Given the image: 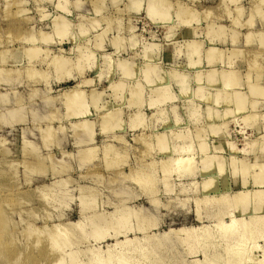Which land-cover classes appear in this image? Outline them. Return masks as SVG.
I'll return each mask as SVG.
<instances>
[{
	"label": "rangeland",
	"instance_id": "rangeland-1",
	"mask_svg": "<svg viewBox=\"0 0 264 264\" xmlns=\"http://www.w3.org/2000/svg\"><path fill=\"white\" fill-rule=\"evenodd\" d=\"M67 1L71 12L64 14L56 8L58 0H0V68L5 70L1 77L10 79L9 84L7 80L0 83V203L8 204L5 230L13 237L0 248V264H51V256L45 255L46 248L52 249L48 234L30 236L27 225L45 229L78 221L80 186L93 187L107 212L119 205L141 208L150 216L147 222L157 224L148 229L151 233L213 225L207 218L199 221L192 199L184 203V196L178 195L190 178L182 181L172 176L175 190L167 194L158 180L143 192L139 183L127 177L137 167L149 169L156 160L168 159L157 148L156 135L165 130L171 131L174 144L176 131L192 135L196 151L204 138L208 160L216 154L225 164V172L219 174L217 167L203 164L200 150L196 154L198 170L205 169L206 174H198L195 182L212 178V193L257 188L252 179L245 184L242 177L233 175L231 155L247 158L253 169L264 164V155L255 158L259 136L264 134V91H258L264 88V0ZM193 41L196 50L189 47ZM212 46L218 50L213 63L207 59ZM30 47L42 50L33 60L26 52ZM53 56H63L71 65L56 69L51 65ZM189 59L194 60L192 64ZM212 70L216 72L213 80L207 75ZM228 72L226 79L233 85L230 80L224 86L222 73L228 77ZM80 82H86L79 86L84 105L70 108L66 94ZM137 84L144 90L142 107L131 104V89ZM162 86L173 95L164 115L149 104L155 89ZM238 91L244 95V104ZM256 100L254 110L251 103ZM192 101L202 113L198 121L189 117ZM19 107L23 108L14 119L5 115ZM138 110L144 113L145 127L131 128L130 118ZM254 111L252 123L242 121ZM80 121L90 124V131ZM106 146L122 154L111 165L105 160ZM91 147L92 160L83 162ZM151 188L157 190V205H151ZM137 236L138 246L153 247L160 240L145 239L143 232ZM173 239L157 249V264L193 260ZM218 245L217 251L223 252V245Z\"/></svg>",
	"mask_w": 264,
	"mask_h": 264
},
{
	"label": "bare ground",
	"instance_id": "bare-ground-1",
	"mask_svg": "<svg viewBox=\"0 0 264 264\" xmlns=\"http://www.w3.org/2000/svg\"><path fill=\"white\" fill-rule=\"evenodd\" d=\"M156 4H159V1H157L155 5ZM56 8L60 9L64 14L71 12L67 0H58ZM61 16L62 19L65 20V17L63 15ZM46 38L47 37L45 36L43 39ZM100 42H98L97 45H100ZM194 46L197 48L196 42L193 41L190 43L189 47L192 49ZM194 50L196 49L194 48ZM40 51L42 50L38 47H30L26 50V52L32 57L31 60L37 57ZM197 53L199 54V52ZM197 53L195 55H197ZM217 54V48L214 46L209 48L207 50V59L209 62H215ZM192 57L194 56L190 55V58ZM31 60V65L28 67L30 76H32V72L34 70V66L32 64L33 61ZM12 61H15V59ZM51 61V65L56 69L65 70V68H68L71 65V61H68V59L63 56H53ZM190 61L193 63L194 60L189 59V62ZM191 62L190 64H192ZM12 70L13 69H11V71ZM4 71L5 70L3 68H0V83L7 82V84H9L10 79H3L1 77ZM175 73L173 74L177 76V72ZM223 73L226 74V72ZM223 73L222 80H224V86L225 84H231V79H226L230 78L228 75L231 74L228 72V77H225V74ZM207 75L209 79L213 80L216 78L215 70L210 71V73ZM198 76L201 75L198 73ZM198 76L196 75L195 80L198 82V84H201V78ZM145 77L146 82L148 81L150 84L151 78L148 72L146 73ZM163 79L167 81L168 77L163 76ZM184 83H187V81ZM81 84H86V82H80L77 87L72 88L66 94V101L69 102L68 105L70 108L78 105H84L83 103L85 102V98L83 96L82 90L79 88ZM183 85L185 86L186 84ZM231 85H233V81ZM160 87H158V89H155L154 87L156 96L154 98L151 97L149 104L151 106H158L159 109L156 111L159 114L164 115L166 111L164 110V106L168 104L169 100L173 99V95L168 91L169 87ZM227 87L228 86H226V89ZM185 88L186 91L188 90L189 92V89H187V87ZM199 88L201 90V87ZM143 91V88L139 85L131 89V104H136L142 107ZM258 91L262 92L264 91V88L260 87L258 88ZM239 92L240 91L236 93L238 95L240 94L239 96L241 99L240 97H237L240 99L241 104H244L243 100L245 99H242L244 95L241 96L242 93ZM7 99L8 102H10L9 100L11 97L7 96L5 100ZM193 103L194 102L192 101L188 107L189 117L194 121H198L202 113H200L199 106ZM258 103L259 101L257 100L251 103L254 110L257 109ZM19 108H17L15 111L8 109L5 115H10L8 117L14 119V117L17 116L15 113L21 111L23 107ZM174 115L175 120H178L179 116L177 113ZM256 115L257 113H255V111L246 114L242 117V121H246L247 124H249L250 121L252 123V120L255 119ZM130 119L131 128H137L139 125L143 127V124L146 121L144 113L141 110L136 111ZM11 121L8 122L11 123ZM164 121L165 119H162V122ZM176 123H179V121H176ZM82 124L84 129L87 131L89 129L90 131V124L87 122H82ZM167 124L170 125L171 123L166 122L165 125ZM173 131L174 129L172 128V132ZM171 135L172 133L169 129L156 135L157 148H159V152H161L162 155L166 154L168 159L163 158L160 161L156 160L153 163L154 167H151L152 169H141L142 167H137L132 170L127 177H129L133 183H139L143 189V192L146 190L148 185H151L155 182V180H158L159 184H161L163 188V191L167 194H172L175 190L172 184V176H177V178H180V180L183 178H190L191 182L189 185L184 186L185 184L183 183V186L179 189L178 195L184 196V203L192 199V201L195 203L197 219L200 221L204 218H207L210 222H212L213 225L182 226L163 234L154 232L151 233L148 229L156 228L157 224L155 222L148 223L147 220L150 219V216H148L146 212H143L141 208L130 210L125 205H119L114 211L107 212L101 205L99 197L96 195V191L93 190V187L90 188L88 186H80V203L78 204L80 218L78 221L67 222V224L56 223L52 228L47 227L45 229L37 228L32 225V223L27 225L26 232L30 236L37 235L38 237H41L43 234H48V236H46V241L49 243V246L52 247V249L51 251H48V248H46L47 251L45 255L51 256V264H157V249L163 245H167L173 240L175 241L176 239H173V237H176L180 244L184 247L187 256L193 258L189 264H264V164L254 165L253 169L250 164L251 162L249 163L247 158L241 159L236 155H231L229 161H231L230 165L233 175L235 177H238V175L242 177L245 184H247V178L250 180L252 179V183L256 185L257 188L251 189L248 187L244 190H238L233 194L228 193L227 191H222L223 193L221 192L218 194L212 193L211 190L215 186V181L212 178H206L201 182V184H199L198 181L197 183L195 182L198 174H206L205 169H201L200 171L198 170L199 162L196 160V154L198 150H200L204 154L202 159L203 164H205L208 168L211 166L217 167L219 174H223L225 172V164H223L221 159H218L216 154H214V157H212V161L208 160L209 156H207V152L209 147L204 138L198 142V150L196 151L194 144L196 140H193L194 137H191L192 135L189 136L188 134L186 135L182 133V131H176L173 136L178 140V142L175 144L171 141ZM258 140L259 147L255 158H259L264 155V134L259 136ZM27 143L29 142L25 141V144ZM231 147L234 149V146ZM90 149L91 151L89 154L85 157H82L83 162L92 160L94 151L92 149L94 148L91 147ZM216 149L219 150L217 145ZM213 150L215 149L213 148ZM121 155L122 154L120 151H118V149L113 150L111 147L106 146L105 160L108 164L111 162L113 164L116 158L120 157ZM156 165L158 166L156 167ZM250 173L253 174V177L251 178L249 176ZM151 189L150 195H153L151 197L152 199L150 200L151 205H157L158 197L154 196L157 190L154 188ZM20 194L22 193H18L19 196ZM45 197L48 198L46 195ZM2 202L0 203V248L4 246L6 247L8 242L13 239L12 235L10 233L8 234V230H5V228H7V222L5 223V220H7L6 216L9 213L8 204H2ZM135 220L138 221V224L135 223ZM142 222H145L146 224L144 225ZM147 224H149V227L146 226ZM141 232L144 233L145 239L152 237L157 241L160 239L158 244H155L153 247L138 246L137 244L140 241V238L137 236V233ZM131 233H133L134 236H131ZM218 244L223 245V252L217 251V246H219ZM38 252H41V250L38 249ZM18 260L19 258H16V261Z\"/></svg>",
	"mask_w": 264,
	"mask_h": 264
}]
</instances>
